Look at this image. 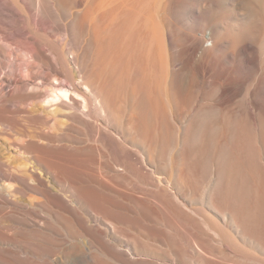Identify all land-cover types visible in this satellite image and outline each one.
I'll return each instance as SVG.
<instances>
[{
  "label": "bare ground",
  "instance_id": "1",
  "mask_svg": "<svg viewBox=\"0 0 264 264\" xmlns=\"http://www.w3.org/2000/svg\"><path fill=\"white\" fill-rule=\"evenodd\" d=\"M6 48L44 177L5 164L0 209L52 206L11 208L0 264H264V0H0Z\"/></svg>",
  "mask_w": 264,
  "mask_h": 264
},
{
  "label": "rangeland",
  "instance_id": "2",
  "mask_svg": "<svg viewBox=\"0 0 264 264\" xmlns=\"http://www.w3.org/2000/svg\"><path fill=\"white\" fill-rule=\"evenodd\" d=\"M57 40L59 42H61L63 40V38L58 37ZM6 52H7L6 55L0 53V78L2 76L1 79H3V78L7 79V83H5L3 85V88H5V90H4L5 94L3 95L4 96L3 99H5V100L7 99L6 98L7 93L10 92L11 95H14L15 92H17L18 89L15 90L17 85L14 83V81L18 80L19 77L21 78V76L27 72L26 70H28V67L30 66V64L28 63L26 58H23L22 56L16 57L15 54L10 53L9 48H6ZM34 72L36 73L37 69H35ZM13 79H15V80H13ZM8 84L9 85L11 84V85L9 86ZM7 88H9V91ZM10 99H11V102L6 101L4 103L7 106V111L9 114L8 119L14 120V122H15L14 126L15 127L18 126V128L21 127L20 129L22 132H18V130H20V129L16 130L17 127L15 128V130H13L14 127L12 128L11 126H8L9 127V129H8L7 124L5 126H3L5 124V122L0 120V180H1L0 184L5 183V181L3 179V174H2V172L7 171L5 164L17 165V164L21 163L22 165L27 164L29 170L34 169V168L35 169L37 168L39 170V172L42 170V168L35 161L36 154L29 153L25 150H22L20 148L15 147V146L12 147V145H14V143L10 142V137H11V141H13L14 140L13 138H16V137L21 141H24V139L28 140L27 134L25 135L26 131L28 133L27 128L29 129V132H32V129L34 127L37 128L39 125L25 121L23 118L24 114L17 111V105L19 103H17L15 101L16 99L14 97H11ZM9 108H11V109H9ZM32 124H34V125H32ZM26 126H27V128H25ZM5 127H7V128H5ZM76 127L78 128L79 126L76 125ZM30 129H31V131H30ZM36 131H37L36 129H33V132H36ZM16 132H18V133H16ZM22 135H23V138H22ZM70 135L76 140L85 141V143L82 145H87V144L88 145H94L95 144L90 139V137L85 134V132H81L80 130L74 129V131L71 132ZM43 142H45V145H47L46 141H42V143ZM6 157H8V158H6ZM40 174L44 177L43 172H40ZM7 184L13 185V188H12L13 200L16 202V205L14 207L9 205V209L6 212H4L0 209V229L6 231V227H10L12 225H15L14 223H11V221L6 216V214L11 212V208L14 210L16 217H19V218L23 217V213H29L33 217H35V216H38L40 218H47L48 217L47 215L49 212V207H51L52 205L50 204L49 200H46L43 196H41L38 193H35L34 191H32L31 189L28 188L29 187L28 184H31V182H28L25 184L19 180H15L12 182H7ZM1 205L2 204H0V207H1ZM3 226L5 229L3 228ZM15 226L18 227L17 225H15ZM13 233H14V230H11L9 232V234H13Z\"/></svg>",
  "mask_w": 264,
  "mask_h": 264
}]
</instances>
